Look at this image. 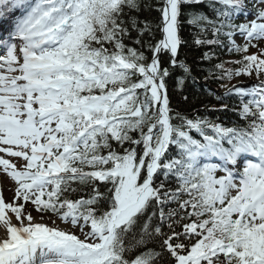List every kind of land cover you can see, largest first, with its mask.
<instances>
[{"label":"snow or ice","instance_id":"1","mask_svg":"<svg viewBox=\"0 0 264 264\" xmlns=\"http://www.w3.org/2000/svg\"><path fill=\"white\" fill-rule=\"evenodd\" d=\"M185 23L243 123L170 105ZM262 44L264 0H0V264H264Z\"/></svg>","mask_w":264,"mask_h":264},{"label":"trees","instance_id":"2","mask_svg":"<svg viewBox=\"0 0 264 264\" xmlns=\"http://www.w3.org/2000/svg\"><path fill=\"white\" fill-rule=\"evenodd\" d=\"M144 2L149 5L158 4V0H144ZM139 16L140 19H148L149 21L156 23L158 21L159 13L154 9L146 8L143 13L139 14ZM195 31L196 30L192 26L187 23L184 24L182 37L185 41H187V46L182 45L179 56V59L185 60L192 66V77H194V80L191 78L188 79L182 91L176 88L174 82L169 81L170 105L176 111L189 116L207 115L213 120L220 117L221 121L229 123L232 116L237 115V113L227 110L213 111V109H220L223 102H227L231 107L236 99L234 97H225V95L218 93L217 90L222 88L220 86L221 82L219 80L206 77L208 72L212 70L214 63L237 60L241 57L238 54H229L226 49L215 48V55L219 59L213 61L203 60V53L206 51H213V49L208 46H196L193 43ZM133 35L135 34L133 33ZM159 38L160 34L157 32V39ZM164 59L166 60L167 57L165 56ZM217 95L224 97V100H217ZM184 96H187L188 99L185 100Z\"/></svg>","mask_w":264,"mask_h":264},{"label":"rangeland","instance_id":"3","mask_svg":"<svg viewBox=\"0 0 264 264\" xmlns=\"http://www.w3.org/2000/svg\"><path fill=\"white\" fill-rule=\"evenodd\" d=\"M262 47H264V44L261 45ZM252 52H255V49H253ZM255 78H249V77H246V76H243V77H239L237 78V82L239 81H248V82H251L253 81ZM0 155H3V154H0ZM5 158H9L11 159L13 162H16V158H11V157H5ZM0 193H2L3 197H4V200L6 203H11L13 202V199H14V196H15V188H16V184L15 182L6 174L4 173L2 170H0ZM17 203H20L19 201H17ZM32 205L29 203V204H26L25 205V211L26 212H31L32 215L34 217L37 218V220H39V217L40 215L35 213L34 210L32 209ZM10 216H12V219H13V223H15V217H14V214H12L11 212L8 213ZM48 216H45V219L41 222H44V223H48L50 226L51 225V220H49L47 218ZM52 219H56L55 217H52ZM56 224L62 228V229H67L69 226L61 223L58 219H56ZM77 234H79L77 232ZM4 238V229L3 228H0V239Z\"/></svg>","mask_w":264,"mask_h":264}]
</instances>
